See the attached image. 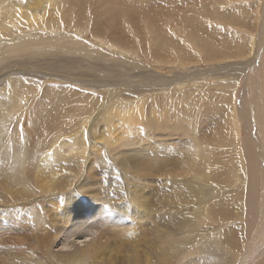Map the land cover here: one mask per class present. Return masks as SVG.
<instances>
[{
	"label": "bare ground",
	"instance_id": "obj_1",
	"mask_svg": "<svg viewBox=\"0 0 264 264\" xmlns=\"http://www.w3.org/2000/svg\"><path fill=\"white\" fill-rule=\"evenodd\" d=\"M15 1L0 0V28L3 31V7ZM91 2L95 3V0H62L59 4L53 3L59 6L66 24L74 21L75 28L80 30L85 21L90 22L92 27L86 33L106 40L111 45L108 48L110 52L116 53L115 50L128 48L132 42L140 40L137 45H144L149 54L145 37H126L123 33L115 32L123 22L122 16L116 19L117 28L107 18L108 13L114 14L109 11L103 13L104 18L96 17L97 20V11L94 9V19L84 20L86 16L83 9L89 7ZM31 5L35 10L40 8L35 2ZM6 11L7 15H11V6ZM210 13H213L214 18L218 17V12ZM210 13L206 15L209 19L212 18ZM41 19L43 17H34L31 21L37 27L39 21L42 22ZM132 22L136 20L133 19ZM55 26L65 27H61L58 20H47L39 29L48 34L51 29L48 27ZM146 33L150 44L153 35L154 38L158 35L156 44L160 38L171 39L168 32L159 28H147ZM55 38L57 37L32 41L33 45L38 46L32 45L27 54L17 55L15 62L0 63V264H236L237 257L241 255L245 256V263L248 261L246 264H264V142L259 133H255L257 141L249 137L243 138L242 150H239L238 156L232 141L225 135L226 126L212 134L211 124L217 120L214 113L205 114L201 122H198H206V134L200 132V124L197 127L194 118L186 111L183 112L182 119L176 116L170 118L175 131H164L154 107L151 106L149 114L140 97L139 102L130 100L126 111L119 109L116 104L122 97L145 94L135 79L149 81L154 71L145 75H131L127 68L134 64V70H138L141 66L139 63L114 60L105 55L103 58L93 56L91 62L89 57H81L79 51L78 56L71 54L76 57L77 62L75 57H69L73 60L70 61L64 55L67 51L53 49L52 42ZM188 38L196 48L197 45L203 47L202 51L208 62L216 59L224 62L232 60L230 65L225 63L220 69L202 71L203 78L210 77L216 71H220L223 76L234 77L231 81L235 82V86L231 85L228 89L225 85V91L222 90L226 93L224 97L235 93L239 80L243 78L239 76V71L248 62L252 69L247 72L250 77L247 76V81L244 80L245 90L250 96L256 87L253 94L259 95V90L264 88V65L262 64L261 69L258 68L261 63L257 64L258 60L261 62V56H255V52L247 56L242 48L240 56L238 48L233 57L224 58L230 55V43L220 47L213 44L207 47L206 39L200 41L196 37ZM3 39L4 36H0V61L5 52ZM167 40L162 43L161 49L156 45V50L177 51L173 42L169 43ZM70 42L73 45L74 42ZM49 50H54L52 55H49ZM51 60L56 61L51 64ZM52 72H57L58 79L62 81L69 80L71 75L95 76V79L88 82L80 81L81 87L101 91L97 94L102 95L106 103L95 111L87 133L91 144L89 155L87 149L80 154L70 153L72 148L84 142L78 138L81 135L78 127L82 116L78 109L68 112L70 117L80 120L67 127L69 131L64 133V137L60 133H49L54 125L66 117L65 112L58 113L59 119L53 122L55 115L48 103V96L52 93L50 86L53 85L48 78ZM198 73L196 75L200 77L201 71ZM101 75H105L104 80ZM221 75L213 74L212 77L218 79ZM182 78L184 80L185 77ZM192 79L195 80L194 77ZM201 81L205 83V79ZM152 82L155 84L151 91L163 90L162 82ZM31 83L34 85L32 89L35 85L37 89L41 86L42 93H32ZM17 87H21L20 94L15 92ZM105 87L113 89L106 92L103 91L107 89ZM36 88L32 91H36ZM22 99L24 102L32 101L27 106H22L19 104ZM134 107L140 110L138 115ZM200 110L201 108L196 115ZM228 111H231L230 105ZM246 111L245 96L240 100L237 113L239 120L246 123L249 132L252 124ZM147 113L149 115L145 116ZM184 121L193 122V125ZM225 122H229V119ZM147 126L148 132L145 131ZM256 126L260 127L258 122ZM141 129L144 131L140 133ZM150 130L154 131L153 136ZM160 132H167L168 135L155 136ZM249 136L251 137V133ZM162 137L165 140H158ZM172 138L183 139L181 143H175L179 146L176 152H170L174 147H168V139ZM97 139H102V143L97 142ZM101 144L103 153H111V169L108 167L106 171L109 180L112 182L114 171L120 168L130 176V179L124 180V184L114 182L111 186L103 187V182H98L95 156H99ZM172 146H175L174 143ZM133 175H140L142 178ZM157 177L163 179L159 182L167 189L154 192L147 185L154 184L153 180ZM238 185L241 187L237 194ZM118 190H121L120 194L117 193ZM213 192H220L221 195L220 200L216 201H219V205L215 207L209 205L211 202L216 203L212 201L214 195L210 197ZM83 199L96 205L95 210L87 209L85 218L93 226L95 224L99 233L95 238L81 242L86 244L80 246L75 237L77 232L66 237L63 229L71 221L72 208L80 205ZM106 207L116 214L122 213L128 223L119 225L108 222L102 229L98 228L100 221L96 219L105 213L103 208ZM247 210L249 217H246ZM32 217H35L34 220ZM224 221L233 222L219 224ZM214 223L219 225L210 226ZM221 224L230 227V234L226 233V241L231 248L220 241L221 233L218 232ZM191 233L198 235L191 240L188 237ZM202 238L206 242H201ZM199 241L201 244L197 245ZM241 241L248 243L245 252L239 248ZM195 256L199 258L196 259ZM211 257H216L214 262L210 260ZM241 261L239 264H245Z\"/></svg>",
	"mask_w": 264,
	"mask_h": 264
},
{
	"label": "rangeland",
	"instance_id": "obj_2",
	"mask_svg": "<svg viewBox=\"0 0 264 264\" xmlns=\"http://www.w3.org/2000/svg\"><path fill=\"white\" fill-rule=\"evenodd\" d=\"M32 2L39 4L40 8L38 10H35V8L31 5ZM53 2L55 4H59L62 2V0H16L15 2L9 3L10 5H8L12 8L11 15H7L6 9L8 6L4 5L3 13H1L4 15L5 19V22H3L4 31L0 28V36H4L3 43L5 46V52L0 61L1 64L15 62L18 59L16 57L17 55L23 56L27 54L28 50H30L33 45L32 41H37V39L45 41L47 39L57 37L52 42L53 49H55V51H67V53H65L64 55L67 56L66 59L70 61L73 60H71L69 57H75L71 54H75L78 56L77 53L79 51L81 52L79 54H82L81 57L85 55L91 59V62H93V56L95 58H103L102 56L105 55L114 60H124V62L128 61L131 63H139L141 66L138 70H134V64L129 65L127 69H130V71H127L131 75H145L154 71V74L150 76L151 79L149 81L145 79H135V81L138 80L137 84L140 90H144L146 93L143 95L132 94L129 95V97L120 98L116 103L119 109L126 111V106L128 105L129 101L131 100L139 102L138 97H140L144 102L143 107L145 108V110L147 109L148 113L150 112V110H152L151 106L154 107L156 117L158 118V120H160V124L164 131H175L174 125L170 122V118L172 116H176L182 119L184 117L183 112L185 111L188 115L194 118L197 127L200 124H198V122H201L205 114L214 113L217 115V120L213 121L211 124L212 134H216L218 130L222 129V126H226L225 135L227 136V139H230L235 146V149L237 150V152H235L236 155H238L239 150H242L243 138L249 137L250 139L253 138L257 141L255 137L256 131L259 133L262 141L264 142V88L259 90L258 96L253 94V91L256 89V87L253 88L250 96L247 95L245 90L246 83L244 80L247 81V79L250 77V73H247L252 69L249 62L246 63L239 71V76L243 78L239 80V84L235 89V93L233 95H227L226 97H224L226 94L225 92H223L225 91V85H227L228 89L231 88V85L235 86V82L232 83L231 81V79L233 80L234 77H229V75L223 76L221 75L220 71H216L213 72L210 77L203 78L204 75L202 71L206 72L207 70L212 71L217 68L220 69L221 67L225 66V63L226 65H230L232 60L224 62L216 59L214 61L208 62L202 51L203 47L197 45L198 48H196L191 39L188 38V36L196 37L200 41H205L206 39L205 43L207 47H209V45L212 46V44L220 47L222 46V44L230 43L232 45L229 48L230 55H226L224 58L233 57L235 51L238 48L240 56L241 48L247 56H250L251 53L255 52V56H257L258 54V57L261 56L262 58H260L261 62H259V60L257 62V64L261 63L260 65L262 67L260 65V67L258 65L257 66L258 68L262 69L264 65V0H95V3L91 2V5L89 7H84L83 12L86 16L84 17V20H86V18H91V20L94 19V9L97 11L95 12V19H97L96 17L104 18L103 13L105 11L113 12L114 14L108 13L107 18L108 20H110V23L112 25L116 26V28V19L122 16L123 22L120 23L119 30L117 29V31L115 32L121 34L123 33V35H125L126 37H129V35L135 38L145 37V39L147 40V42H145L146 45L148 43L149 54L147 52V48H145L144 45H137L140 43V40H138L137 42H132L130 44V47H128L130 49H128L127 47H123L120 51L115 50L117 54L110 52L108 48H111V45L107 43L106 40H104L102 37H99L98 35H93L89 32L86 33V31L90 30V28L92 27V24H90V22L88 23L85 21L80 30L78 28H75L74 21H72L70 24H66L62 19L59 6H55ZM116 11L118 14H115ZM19 12L21 13V16H19ZM208 12H218V17L214 18V15H212L213 13H210V18H212L209 19L206 17ZM219 15L221 16V18ZM34 17H43V19H41L42 22L40 23L39 21V25L37 27L36 24L32 23L31 21V18ZM133 19L136 20V22L133 23ZM47 20H58L61 23V27H65H48L51 28L49 33H43L39 29V27L44 26L47 23ZM150 27L159 28L168 32V35L171 39L167 40L164 38H160L156 44L155 39L158 35L155 36L156 38H154L153 35L150 44L149 35L146 33L147 28L150 29ZM216 33H218L219 35H217ZM123 35L118 36L123 37ZM69 40L74 42L73 45ZM165 40L169 41V43L173 42V47H176L175 49H177V51H174L171 48L172 51L170 50L167 52H162V50L160 49L163 47L162 43ZM156 45L160 47L159 50L161 53L156 50ZM33 46L37 47L38 44H34ZM116 48H118V46ZM53 52L54 50H49V55H52ZM55 61L56 60H51V64H54ZM75 61L77 62L76 57ZM193 62L198 63L195 64ZM206 65H208V67ZM200 71L202 74L200 77H198L196 74H199L198 72ZM245 73L246 75H244ZM213 74H219L221 75V77H217L219 79L218 80L212 77ZM183 76L185 77L184 80L182 78ZM100 77H102V80H104L105 75H101ZM193 77L195 80L192 79ZM48 79L49 83L53 84L52 86H50V89L52 90L50 91L52 93L48 96V103L50 107L53 108L52 114L55 115V119L53 122H56L59 119L58 113H66V117L58 122L57 125H54L49 133H60L64 137V133H67L69 131L67 127L75 124L78 120L81 119L80 121L82 123L80 122L78 129H80L79 133L83 135V140H81V135H79L80 137L78 138L80 141L84 142H81L80 145H76L74 148H72L70 153L80 154L84 149H87L89 155V147H91V144L89 143L90 141H88L87 133L91 127L93 118L95 116V111L102 108V106L106 103L103 101V96L97 94V92L101 91H94L90 88L81 87L80 81L88 82L92 79H95V76L85 77L71 75L70 79L67 81L65 80V82L58 79L57 72H52ZM202 79H205V83L201 81ZM153 80H156L158 83L162 82V84L164 85L163 90L151 91V89H153L151 88L152 85L155 84L154 82H152ZM41 84L44 85L43 83ZM30 85V90L32 93L36 95L42 93V91L40 90L41 86L39 89H37L35 85L33 89L36 88V91H32V86L34 85H32V83ZM20 88L21 87H17L15 89V92L20 94V92L22 91L20 90ZM105 88L107 89H104L103 91L106 92H109L113 89L112 87ZM53 90L55 91L53 92ZM0 91L2 92L1 88ZM5 91L6 90L4 89L3 92L5 93ZM245 96L247 103L246 112L252 124L249 132L247 131L246 123L239 120L237 113V110L240 106V100ZM30 101H32V99L29 100V102ZM29 102H24V100L22 99V102H19V104L22 106H27ZM229 105L231 106L230 112L228 111ZM199 108H201L200 113L196 115ZM73 109H78L80 113H82L80 119L75 120L73 117L69 116L68 112ZM134 111L136 115H138L140 112L137 107H134ZM148 113L145 116H148L150 114ZM227 119H229V122H225ZM257 122L260 127L256 126ZM185 123H190L191 125H193V122ZM205 123L206 122L200 124V127L202 128V130L200 129V132L203 131L206 134V130H204L206 126ZM6 125H8V123H6ZM140 127L143 128V126ZM145 129V131L148 132V126ZM143 131L144 130L141 129L140 133ZM150 131L153 136L154 131ZM250 133L251 137L249 136ZM162 134L168 135L167 132H160V134H157L155 136H159ZM164 137L158 138V140H165ZM172 139H168V141L172 142V145L174 143L175 146H172L169 142L168 147H171L172 149L174 147V149L170 152H176V149L178 150L179 146L175 143H181L183 139ZM96 141L102 143V139H97ZM103 142H105V139H103ZM126 155L129 156V154ZM111 162V153H103V144H101L99 148V156H95V167L96 171L98 172V182H103V187L111 186V183L114 182H117L118 185H121L124 184V180L126 181L127 179H130L129 175L118 168L114 171L115 176L111 182L106 173L108 167L111 169ZM101 171H103V174ZM187 171L190 170L187 169ZM93 172L95 171L93 170ZM93 172L91 174H93ZM99 173L102 175H100ZM145 174L150 175V173ZM133 176L142 178L140 175ZM153 181H155L154 184L149 183L147 185H150L154 192H158V190L161 191L163 188L167 189L161 184V182H159L163 181V179L157 177ZM160 186L162 187L160 188ZM237 187L238 194L241 185H238ZM149 191L151 192V190ZM117 193L120 194L121 190H118ZM219 193L220 192H213L210 194V197L214 195L212 197V201L216 202L217 200H220L219 196L221 195ZM153 197L154 196L152 195V198ZM209 205L211 207L218 206L219 201L215 204H212L211 202ZM95 207V204L89 202L87 199H83L80 205L72 208L70 212V217L72 216L71 221L69 225L63 229L64 233L67 234L66 237H69V235H71L72 233L77 232V236L75 237L77 238L76 240L80 244V246L86 244L81 242L93 239L99 233V230L95 228V224L93 226L92 222L85 218L87 209L95 210ZM103 211L105 213L103 215H100V218L96 219L98 222L100 221V226L97 225V227H100V229H102V226H104L108 222L119 225L126 222L128 223V220L124 218L123 215H121L122 213L116 214L114 210L112 211L108 207L103 208ZM246 217H249L248 210ZM32 218L34 220L35 217ZM97 221H95L94 223H97ZM231 222L233 221L219 222V224ZM219 224L214 223L210 224V226L213 227ZM213 233L215 232L213 231ZM219 233H221L220 241L224 245L229 246L226 241V233L230 234V227L222 225L221 230L220 232H218V234ZM195 235L197 236L198 234L191 233L188 237H190L192 240L194 239ZM202 239L203 240H201V242H206L204 238ZM71 240H73V237ZM199 242H197L196 244H201V242ZM247 246V241H241L239 248L245 252V248L247 249ZM229 247L231 248V246ZM68 248H70V246ZM237 254L240 255L239 253ZM195 258L198 259L199 257L195 256ZM215 258L211 257L210 260L214 262ZM244 260L245 256H238L236 264H239L240 261L241 263H245ZM250 260H252V258Z\"/></svg>",
	"mask_w": 264,
	"mask_h": 264
}]
</instances>
